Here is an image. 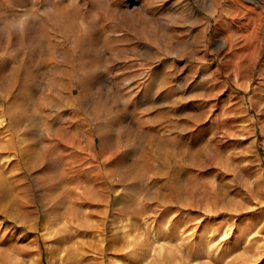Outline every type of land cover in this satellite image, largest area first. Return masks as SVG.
I'll use <instances>...</instances> for the list:
<instances>
[{
  "label": "rangeland",
  "instance_id": "rangeland-1",
  "mask_svg": "<svg viewBox=\"0 0 264 264\" xmlns=\"http://www.w3.org/2000/svg\"><path fill=\"white\" fill-rule=\"evenodd\" d=\"M0 264H264V0H0Z\"/></svg>",
  "mask_w": 264,
  "mask_h": 264
},
{
  "label": "crops",
  "instance_id": "crops-1",
  "mask_svg": "<svg viewBox=\"0 0 264 264\" xmlns=\"http://www.w3.org/2000/svg\"><path fill=\"white\" fill-rule=\"evenodd\" d=\"M248 3H250V0H247Z\"/></svg>",
  "mask_w": 264,
  "mask_h": 264
}]
</instances>
